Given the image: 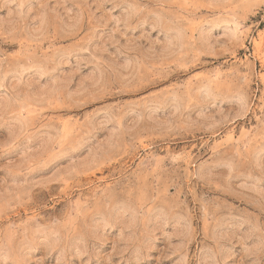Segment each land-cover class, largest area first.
<instances>
[{
  "label": "rangeland",
  "instance_id": "obj_1",
  "mask_svg": "<svg viewBox=\"0 0 264 264\" xmlns=\"http://www.w3.org/2000/svg\"><path fill=\"white\" fill-rule=\"evenodd\" d=\"M264 0H0V264H264Z\"/></svg>",
  "mask_w": 264,
  "mask_h": 264
},
{
  "label": "bare ground",
  "instance_id": "obj_2",
  "mask_svg": "<svg viewBox=\"0 0 264 264\" xmlns=\"http://www.w3.org/2000/svg\"><path fill=\"white\" fill-rule=\"evenodd\" d=\"M264 46V45H263Z\"/></svg>",
  "mask_w": 264,
  "mask_h": 264
}]
</instances>
